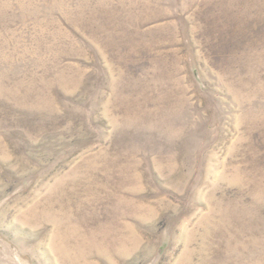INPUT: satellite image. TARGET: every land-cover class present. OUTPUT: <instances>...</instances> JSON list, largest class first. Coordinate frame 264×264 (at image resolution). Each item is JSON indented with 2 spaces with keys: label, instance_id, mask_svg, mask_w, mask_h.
<instances>
[{
  "label": "rangeland",
  "instance_id": "374dc122",
  "mask_svg": "<svg viewBox=\"0 0 264 264\" xmlns=\"http://www.w3.org/2000/svg\"><path fill=\"white\" fill-rule=\"evenodd\" d=\"M0 264H264V0H0Z\"/></svg>",
  "mask_w": 264,
  "mask_h": 264
}]
</instances>
